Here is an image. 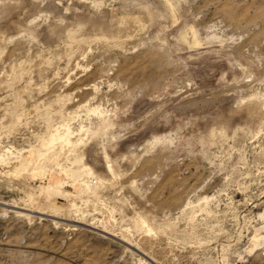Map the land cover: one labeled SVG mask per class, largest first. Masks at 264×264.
Here are the masks:
<instances>
[{"label":"rangeland","instance_id":"1","mask_svg":"<svg viewBox=\"0 0 264 264\" xmlns=\"http://www.w3.org/2000/svg\"><path fill=\"white\" fill-rule=\"evenodd\" d=\"M0 264H264V0H0Z\"/></svg>","mask_w":264,"mask_h":264},{"label":"bare ground","instance_id":"2","mask_svg":"<svg viewBox=\"0 0 264 264\" xmlns=\"http://www.w3.org/2000/svg\"><path fill=\"white\" fill-rule=\"evenodd\" d=\"M152 14V13H151ZM123 15V14H122ZM121 15V16H122ZM133 15V14H132ZM126 16V15H124ZM121 17V26H122V22L124 21H128L129 19L133 22H139L141 19H143L142 17L141 19H139V17L136 16H126V17ZM118 18V17H117ZM131 21H128V22H131ZM125 22V23H126ZM140 23V22H139ZM119 23L117 22V25ZM138 24V23H137ZM126 25V24H124ZM123 25V26H124ZM120 26V25H119ZM122 26V27H123ZM197 37V36H196ZM198 38V37H197ZM196 38V39H197ZM194 39H195V35H194ZM196 39L194 40V42H197ZM110 121V120H109ZM109 123V122H108ZM82 129V127L80 128ZM80 132V131H79ZM74 132L73 130L71 129V126H70V123L69 122H66L60 126H57L52 133H50L49 135V138L47 140H44L41 144L44 152L42 151V153L38 154L39 156L41 157H47L50 153L52 154L51 156V159L53 158L54 160H56V166L59 167V170H62V174L66 175L67 177H69L70 175H72L71 173V170L68 169V168H65V166H63L62 163L59 162V160L62 159H59L58 160V157H59V152H62L63 149L65 147H72V148H76L79 144H81V142H76V141H72V136H73ZM92 134V133H91ZM98 136V133L96 132H93V136L92 137H97ZM93 140V139H92ZM95 140V139H94ZM88 146V145H87ZM78 148V147H77ZM78 150V149H77ZM90 150V149H89ZM7 151V150H6ZM40 151V150H39ZM38 152V151H37ZM89 152V151H88ZM63 153V152H62ZM65 153V152H64ZM58 154V157H53L54 155L57 156ZM90 160L89 162H87L86 160L82 162H80L81 164V170L79 171V174L78 176L76 177V184L77 183H82V179H81V176L82 177H86V178H91V177H98L99 180H109L108 177L106 178L104 175V173L102 172H109L111 175H114L116 171L115 167L110 163V157L109 155L107 154V152L102 149V148H95V149H91L90 150ZM65 157V156H64ZM88 157V158H89ZM50 159V157H48ZM84 158V157H83ZM121 158V157H120ZM123 158V157H122ZM134 157L132 156L130 160H132ZM42 159V158H41ZM82 158L80 157V160ZM52 160V161H54ZM67 160V159H66ZM134 160V159H133ZM50 161V160H49ZM64 161V160H63ZM117 159H115L114 157V164L116 165L117 163ZM119 164V163H118ZM66 165V163H65ZM96 166H98L100 169H101V173H97V168H95ZM41 167V166H40ZM98 168V170H99ZM57 169V168H56ZM35 172V171H34ZM74 172V171H72ZM43 171L40 169L39 171H37L36 173V176L37 175H42ZM60 173V172H59ZM57 173V174H59ZM75 173V172H74ZM64 175V176H65ZM59 177V176H58ZM67 177H64V178H67ZM71 177V176H70ZM69 177V178H70ZM75 177V176H74ZM52 181V180H51ZM61 180H59L60 182ZM64 181V180H63ZM87 181H83V184L85 186H88L90 185V183L92 185H96L97 184V180L96 179H90L89 180V184H87ZM93 181H95V184H93ZM58 182V183H59ZM65 183V181H64ZM57 185H62L61 183L57 184ZM78 185V184H77ZM57 187V186H56ZM59 187V186H58ZM50 188V187H49ZM60 188V187H59ZM50 191V190H49ZM146 222V221H145ZM148 222V221H147ZM146 225V224H145Z\"/></svg>","mask_w":264,"mask_h":264},{"label":"built area","instance_id":"3","mask_svg":"<svg viewBox=\"0 0 264 264\" xmlns=\"http://www.w3.org/2000/svg\"><path fill=\"white\" fill-rule=\"evenodd\" d=\"M93 184H95V181H93Z\"/></svg>","mask_w":264,"mask_h":264}]
</instances>
